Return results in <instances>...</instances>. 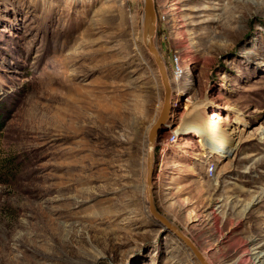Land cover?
I'll use <instances>...</instances> for the list:
<instances>
[{
  "label": "rangeland",
  "instance_id": "obj_1",
  "mask_svg": "<svg viewBox=\"0 0 264 264\" xmlns=\"http://www.w3.org/2000/svg\"><path fill=\"white\" fill-rule=\"evenodd\" d=\"M153 1L168 77L175 54L194 82L155 143V205L209 264H253L264 252V0ZM142 11V0H0V264H197L145 205L163 89ZM195 109L227 117L221 147L184 125Z\"/></svg>",
  "mask_w": 264,
  "mask_h": 264
},
{
  "label": "water",
  "instance_id": "obj_2",
  "mask_svg": "<svg viewBox=\"0 0 264 264\" xmlns=\"http://www.w3.org/2000/svg\"><path fill=\"white\" fill-rule=\"evenodd\" d=\"M142 34L141 40L144 48L151 57L163 89V100L157 118L149 126L144 144L145 157V178H144V199L147 211L151 219L164 234H170L188 251L197 264H209L204 254L199 251L195 244L166 216L161 214L155 205L152 191L153 166L155 143L160 133L166 130L167 122L170 119L171 110V87L166 66L163 58L155 44L156 34V13L153 0H142Z\"/></svg>",
  "mask_w": 264,
  "mask_h": 264
},
{
  "label": "bare ground",
  "instance_id": "obj_3",
  "mask_svg": "<svg viewBox=\"0 0 264 264\" xmlns=\"http://www.w3.org/2000/svg\"><path fill=\"white\" fill-rule=\"evenodd\" d=\"M201 114L202 113L200 112V110H196L191 116L190 123L189 124L185 123L184 125L185 126L188 125L189 131L196 133L198 135L199 139L201 138L199 141L201 143L203 142V145L205 147L211 148V149L213 148V145L221 147L222 143H223L222 139L225 136V133H228L229 135L231 134V133L227 132V129H226L227 124H228L227 123V117L220 114V113L213 111L211 113V116L209 117V119H205V118H203V116ZM225 146H227V145H225ZM236 146H237V144L235 145V147H231L228 150H226L227 154L231 155L233 153V151L235 150ZM250 255L251 256L253 255V257H252L254 260L253 264H263L264 263V252L256 251ZM253 260H251V261H253Z\"/></svg>",
  "mask_w": 264,
  "mask_h": 264
},
{
  "label": "built area",
  "instance_id": "obj_4",
  "mask_svg": "<svg viewBox=\"0 0 264 264\" xmlns=\"http://www.w3.org/2000/svg\"><path fill=\"white\" fill-rule=\"evenodd\" d=\"M170 68L169 82L171 87V110L170 117L173 114L172 109L181 104L179 101V97L183 96L182 107L188 105L189 96L186 94L189 90H191L194 82L191 79H187L184 77V70L181 65V60L175 54L171 56L170 61L168 62ZM178 98V99H177ZM206 175L211 177L213 175V164L207 165L206 167Z\"/></svg>",
  "mask_w": 264,
  "mask_h": 264
},
{
  "label": "trees",
  "instance_id": "obj_5",
  "mask_svg": "<svg viewBox=\"0 0 264 264\" xmlns=\"http://www.w3.org/2000/svg\"><path fill=\"white\" fill-rule=\"evenodd\" d=\"M3 123L0 121V129L2 128ZM157 150V149H156Z\"/></svg>",
  "mask_w": 264,
  "mask_h": 264
}]
</instances>
